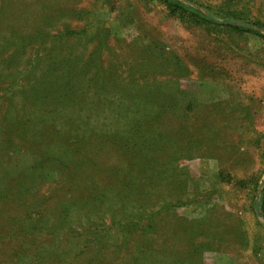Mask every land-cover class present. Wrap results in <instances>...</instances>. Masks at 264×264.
<instances>
[{
  "label": "rangeland",
  "instance_id": "rangeland-1",
  "mask_svg": "<svg viewBox=\"0 0 264 264\" xmlns=\"http://www.w3.org/2000/svg\"><path fill=\"white\" fill-rule=\"evenodd\" d=\"M181 1L219 25L183 21L153 0H0V190L48 147L58 156L18 198L40 202L47 221L22 264L52 252L56 264H81L72 258L86 238L119 241L128 221L151 216L157 236L194 226L188 240L171 239L192 251L162 264H264L251 189L224 180L260 176V196L264 37L226 25L264 29L220 17L223 0ZM230 1L264 21V0ZM11 197L0 198V228L17 233L1 235L0 264L15 263L23 240L24 220L8 216L26 210Z\"/></svg>",
  "mask_w": 264,
  "mask_h": 264
},
{
  "label": "trees",
  "instance_id": "trees-1",
  "mask_svg": "<svg viewBox=\"0 0 264 264\" xmlns=\"http://www.w3.org/2000/svg\"><path fill=\"white\" fill-rule=\"evenodd\" d=\"M153 1L163 4L165 8L169 11V13H171L176 17L181 18L183 21L190 19L191 21L198 24L213 23L215 25H219V23L215 22L212 18L205 15L197 8H193L181 0H153ZM231 3L232 2L230 0H223L222 5H220L219 10H217V13L221 15L220 17L224 19L239 20L244 23L253 24L258 26L259 28L264 29V21L257 20L253 22L250 20H245V17H240L237 14H235L236 10L233 8ZM226 27L228 29L235 30L238 32H251L264 37V34H262L261 32L256 31L254 29L246 28L244 26L226 25ZM98 49H101V47ZM70 85L71 84L67 81L64 83V85L61 86L58 85V90H63L65 89V86H70ZM148 92L153 93L154 91L150 90ZM60 95L63 96L62 93ZM62 96H60V98L57 97V103L58 101L59 102L61 101V104L66 102L67 99L62 98ZM49 97L50 96H48V98ZM44 99L45 96H41L38 99L39 101L38 104H41L44 101ZM42 113H45L53 117V114L51 112H42ZM258 138L256 139L257 141ZM57 158L58 156L55 150L51 147L50 148L48 147L47 157L44 155L43 158V154H42L41 159H37L33 164L24 165L22 167V170L20 171V174L22 176L19 179H17L15 182H12L7 185H3L2 190H0V198L7 199L11 195L12 197L10 199L16 201V204H18V206L24 207L26 210L25 217L19 216L18 219H14L15 216L14 217L8 216V218L11 217V219L14 221H18L20 219L24 220L23 222L20 223L19 228L21 230V233L25 234L23 235L20 233V235H22L20 237L23 240H21V242L19 243L20 245L17 248L11 249V257L15 259V263L12 262L9 264H22L23 262L28 261L27 256H23L21 254L27 251V249H29L27 246H32L35 243V241L38 238V233H41L45 229L43 223H47L45 217L43 216V212L36 208L37 204L40 202L28 203L18 198L21 197L24 198V200H26V198L29 195V192L28 194L25 193L27 191L33 190V186L36 183L35 177L37 176L38 178H40L47 171H54L53 166L57 163L56 162ZM47 160L50 162L49 164H51V167L47 168ZM61 163H63V161ZM46 168L47 170L45 172ZM224 180L226 181V183H233L234 185H238L237 187L239 189L249 187L251 190H249L250 192L248 195H249V200H251L254 209V214L255 216L256 215L258 216V213L256 212V205L258 204L260 209V215L264 219V181L260 196H257L260 186V180H261L260 176L259 177L249 176L246 178L231 174L225 177ZM12 185H14V187H12ZM122 190L123 188L120 189V191ZM104 195L105 194H103V197ZM40 200L41 199H37V201ZM169 205L170 203L168 204V206ZM152 218L153 216L150 217V221L148 224H142V225H139L138 220L128 221L124 225V229L121 230L122 234L119 241H112L111 243H109L107 242V238H104L103 235L96 232L92 238L89 237L85 239V242H83L82 248L79 251L77 258L73 257L72 259L73 260L77 259V261L82 260L81 264H162L163 258L166 256H173L172 259L176 257L182 258L183 256L181 255L184 254L185 256L192 251L191 249L188 250L186 248V245L177 246L175 244V241L171 239L176 237L180 242H183V239L185 241L188 240L189 237L186 235H189L191 233L189 227H194V226H189L178 230L172 228L169 231L165 230L161 232L159 236H157V225L152 221ZM12 229L13 228H0V242L2 241L1 239H3L4 237L3 236L1 238V235L4 233H6L7 236L16 237L15 234L17 232L12 231ZM173 234L176 235L174 236ZM140 238H142V240L139 241ZM159 238L161 239V241L165 239V241L162 242L164 244L163 246H161V244H158L160 243L158 240ZM194 240H193L194 249L197 251L202 250V247L204 245H202L201 242L195 243ZM176 248L178 250H176ZM152 251L156 253H162L163 256L154 257L153 259H149V260L144 259V256L148 257ZM44 252L45 251L43 250L39 251V253H44ZM106 258H108V260L105 261ZM34 259H35L33 261L34 263L32 261H29V263L27 264H32V263L56 264L55 261L56 259H58V256L55 252L54 253L52 252V253H47L46 257L42 255H38L37 257H34ZM44 260L45 262H43ZM59 260L60 259H58L57 261ZM172 263H174V261H172ZM183 263H184L183 261L179 262V264H183ZM188 264H197V260L192 259Z\"/></svg>",
  "mask_w": 264,
  "mask_h": 264
},
{
  "label": "water",
  "instance_id": "water-1",
  "mask_svg": "<svg viewBox=\"0 0 264 264\" xmlns=\"http://www.w3.org/2000/svg\"><path fill=\"white\" fill-rule=\"evenodd\" d=\"M229 23H233V22H229Z\"/></svg>",
  "mask_w": 264,
  "mask_h": 264
}]
</instances>
